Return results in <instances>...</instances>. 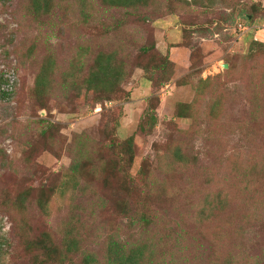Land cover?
Returning <instances> with one entry per match:
<instances>
[{"label": "rangeland", "instance_id": "374dc122", "mask_svg": "<svg viewBox=\"0 0 264 264\" xmlns=\"http://www.w3.org/2000/svg\"><path fill=\"white\" fill-rule=\"evenodd\" d=\"M78 1L35 15L0 0V73L16 75L0 94V264H113L118 245L141 264H264V0ZM110 51L128 76L102 101L56 84L77 53L86 72ZM47 57L57 79L36 94Z\"/></svg>", "mask_w": 264, "mask_h": 264}, {"label": "trees", "instance_id": "16d2710c", "mask_svg": "<svg viewBox=\"0 0 264 264\" xmlns=\"http://www.w3.org/2000/svg\"><path fill=\"white\" fill-rule=\"evenodd\" d=\"M30 1V9L35 15H37L41 10H50L52 6V0ZM106 1L109 3V5H112L114 7L131 6L134 8H138L146 3V0ZM78 2L80 6H86L85 0H79ZM82 13H84V10H82ZM247 17L250 18V15ZM148 50V48L143 49V51L145 52H148ZM167 64L170 65L171 61L169 60V58L164 57L163 64L155 67V70L161 68L163 69ZM56 65L57 64L55 62V58L47 57L43 60L35 81L36 94H41L47 91L54 83V80L57 79L56 77H53V75L57 73ZM84 65V60L77 53L74 57V60L69 64V66L66 69L61 70L60 75L56 81V84H58L59 87L63 89L64 93L67 94L68 92H70L72 96H75V98L81 97L80 100L87 99L89 95H92V99L96 101V103H98L102 101L101 97H103V95H100L99 93V88H107L108 92H110V95L112 92L118 90L115 88H119L123 80L126 78V76H128V71L125 67L124 61L119 58L118 53L115 51H110L108 53L99 52L93 59L92 63L89 65V68L86 72L84 71ZM165 81H161L160 84H164ZM15 90L13 91V93L15 92ZM1 95L6 96L4 94ZM127 145L131 149L132 138L127 140ZM180 153L181 152L179 149L173 150V161L182 160V155ZM71 170L72 175L76 176L81 170V164L77 162L73 163V165L71 166ZM41 206H44L43 202L41 203ZM142 219L146 221V217H143ZM47 239L48 236H44L40 243H36V245L40 246L42 249H45V251H47L46 256L50 258L52 254H55L56 250L55 248L52 249L47 245V242L49 241ZM72 242L73 241L67 242L65 244V248H70L72 246ZM141 256L142 253L140 250L125 249L124 246L118 245V248L114 249L113 264H141ZM92 262L93 259L89 255H87L83 258L81 264H92Z\"/></svg>", "mask_w": 264, "mask_h": 264}, {"label": "built area", "instance_id": "2783aa9c", "mask_svg": "<svg viewBox=\"0 0 264 264\" xmlns=\"http://www.w3.org/2000/svg\"><path fill=\"white\" fill-rule=\"evenodd\" d=\"M4 68V66H3ZM16 75L13 69L7 68L0 73V94L10 95L15 90Z\"/></svg>", "mask_w": 264, "mask_h": 264}, {"label": "water", "instance_id": "95a60500", "mask_svg": "<svg viewBox=\"0 0 264 264\" xmlns=\"http://www.w3.org/2000/svg\"><path fill=\"white\" fill-rule=\"evenodd\" d=\"M227 66V65H226Z\"/></svg>", "mask_w": 264, "mask_h": 264}]
</instances>
